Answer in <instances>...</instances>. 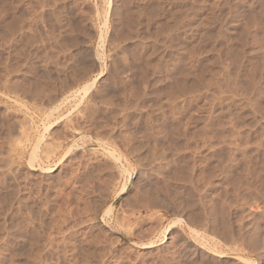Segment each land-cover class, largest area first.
<instances>
[{"label":"rangeland","instance_id":"374dc122","mask_svg":"<svg viewBox=\"0 0 264 264\" xmlns=\"http://www.w3.org/2000/svg\"><path fill=\"white\" fill-rule=\"evenodd\" d=\"M263 3L0 0V264H264Z\"/></svg>","mask_w":264,"mask_h":264},{"label":"bare ground","instance_id":"6f19581e","mask_svg":"<svg viewBox=\"0 0 264 264\" xmlns=\"http://www.w3.org/2000/svg\"><path fill=\"white\" fill-rule=\"evenodd\" d=\"M263 4H264V3H263ZM263 10H264V9H263ZM263 10L261 9V11H263ZM261 11H260V12H261ZM263 14H264V12H263ZM263 18H264V16H263ZM88 86H89V85H88ZM37 141H38V139H37ZM47 168H48V167H47ZM47 168H46V169H47ZM50 171H51V170H50ZM50 171H48V172H50ZM147 190H148V189H147ZM149 191H151V190H149ZM149 191H148V192H149ZM151 193H152V192H151ZM154 193H156V192H154ZM154 193H153V194H154ZM160 194H161V193H160ZM158 195H159V194H158ZM158 195H157V196H158ZM154 198H155V197H154ZM165 199H166V198H165ZM165 199H164V200H165ZM151 201H152V200H151ZM153 201H154V199H153ZM153 201H152V202H153ZM157 201H159V200L157 199ZM157 201H156V203H157ZM161 201H162V199H161ZM165 201H166V200H165ZM167 201H168V200H167ZM167 201H166V202H167ZM154 202H155V201H154ZM163 202H164V201H163ZM167 203H169V202H167ZM157 204H159V203H157ZM157 204H156V205H157ZM165 204H166V203H165ZM171 205H172V204H171ZM158 206H159V205H158ZM169 206H170V205H169ZM172 207H173V206H172ZM174 209H176V208H174ZM122 225H123V224H122ZM197 263H199V262H197ZM202 263H203V262H202ZM202 263H200V264H202ZM204 263H205V262H204ZM204 263H203V264H204ZM185 264H196V263H195L194 261H192L191 259H188V260L185 262Z\"/></svg>","mask_w":264,"mask_h":264}]
</instances>
